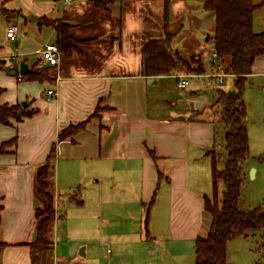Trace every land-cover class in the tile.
<instances>
[{
	"label": "crops",
	"instance_id": "1",
	"mask_svg": "<svg viewBox=\"0 0 264 264\" xmlns=\"http://www.w3.org/2000/svg\"><path fill=\"white\" fill-rule=\"evenodd\" d=\"M95 1L0 0L6 42L0 43V104L35 110L19 121L0 122V144L16 137L0 154V241L5 243L0 264H33L36 212L46 207L37 175L53 147L47 181L55 215L41 264H196V238L206 236L212 223L205 201L213 195V160L224 126L220 111L207 117L172 108L160 112L159 95L149 83L166 73L146 71L145 57L151 42L161 40L165 0H102L100 6ZM167 1L174 16L190 2ZM254 2L260 6L253 28L260 32L264 0ZM207 14L214 19L213 34L215 18ZM12 22L20 27L14 43L24 46L22 62L32 70L46 69L49 80L22 77L6 35ZM58 23L67 24L78 42L68 53L57 42ZM29 40L36 44L31 51ZM47 43L59 47L55 66L39 52ZM154 47L161 57L160 43ZM213 48L214 43V56ZM168 75L193 74L180 69ZM213 75L236 78L225 71ZM259 75L264 76V54L247 82ZM49 89L57 94L50 96ZM246 126L249 133L247 118ZM244 166L258 177L255 162L248 158ZM241 203L242 198L245 209Z\"/></svg>",
	"mask_w": 264,
	"mask_h": 264
},
{
	"label": "trees",
	"instance_id": "2",
	"mask_svg": "<svg viewBox=\"0 0 264 264\" xmlns=\"http://www.w3.org/2000/svg\"><path fill=\"white\" fill-rule=\"evenodd\" d=\"M95 3L100 6L102 0ZM107 3V2H106ZM204 9L211 12L215 18L213 40L215 55L212 64L219 68L226 66L225 73L236 76L235 89L225 91L219 89L218 101L221 102L220 120L225 126V157L224 166L219 169L217 156L213 160L212 179L215 203L206 198L205 208L212 214V223L206 236L196 238V264H226L228 242L235 237H249L255 232H261L260 247L264 248V201L255 207L242 209L239 205L242 188L246 180L245 162L250 158L249 133L246 126L247 108L243 98L247 77L252 72L256 58L264 54V30L256 32L253 28V14L260 6L254 0H202ZM168 16V6L165 7ZM48 24L54 22L45 19ZM57 42L64 53L70 52L76 46L77 40L69 34V26L58 23ZM179 59V58H178ZM186 65L187 62L184 61ZM193 70V69H192ZM198 74L205 73L206 68H194ZM26 79L49 80L46 69L33 70L22 75ZM2 89L0 88V93ZM34 109L24 108L21 104H0V122L9 123L10 118L17 121L33 113ZM83 123L72 126L80 128ZM65 130L60 133L63 137ZM16 143V137L0 144V154L5 153L6 144ZM53 147L47 162L37 175V192L46 201L44 210H37L38 226L36 238L31 245L33 264H41L43 252L48 247L47 236L54 221V197L49 191L47 181L51 160L55 156ZM219 181L223 183L220 199L217 201ZM2 205H0L1 209ZM5 245L0 241V249Z\"/></svg>",
	"mask_w": 264,
	"mask_h": 264
},
{
	"label": "rangeland",
	"instance_id": "3",
	"mask_svg": "<svg viewBox=\"0 0 264 264\" xmlns=\"http://www.w3.org/2000/svg\"><path fill=\"white\" fill-rule=\"evenodd\" d=\"M168 6V16L165 15V7ZM163 14L160 11L162 24L160 37L151 43H160L161 57L158 51L147 48L145 57V70L155 73H166V76L153 78L149 83V88L155 95H159L162 114H166L172 108L174 111L181 110L184 114H192V117H207L221 110V102L218 101L219 89H235L233 77L227 75L225 78L214 77L213 74L225 71L226 66L220 68L212 64V45L213 40L207 38L212 35L211 27L213 25L212 15H208L202 5V0H190L188 8L175 14L170 12L169 3L165 0ZM264 8L259 11V23L264 29V19L262 18ZM171 19V22H170ZM183 24V26H182ZM181 29V30H180ZM21 37L18 38L20 40ZM4 36L0 32V43L4 42ZM33 44V45H32ZM7 46V44H5ZM36 44L29 40L27 47L31 51ZM13 50L12 55L18 59L19 65L24 60L20 54L24 46L15 45L14 41L10 43ZM8 48V47H6ZM31 57V56H29ZM179 58V59H178ZM187 62L188 65H186ZM152 67V68H149ZM194 68H206L207 75H200L194 71ZM182 69L187 74H193L188 78L189 84L185 88L178 87V79L169 76ZM193 69V70H192ZM36 70H38L36 68ZM210 74V75H208ZM244 101L247 105V124L249 127L250 143L253 146L249 161L255 162L260 169L258 177L252 176V168L249 169L244 186L242 188L241 206L248 209L255 207L264 201V76H256L246 83L243 93ZM187 104V108L183 105ZM164 106L167 108L163 109ZM193 108L190 112L189 107ZM217 116V115H215ZM218 124V122H215ZM222 124V123H219ZM223 126V125H221ZM217 135L216 156L218 168L224 166L225 140L223 135L224 126L221 127ZM11 146L6 144L4 148ZM262 151V153H260ZM260 153V154H259ZM256 170V167H253ZM50 171V168H49ZM223 190V183L219 181L217 198ZM215 203L214 194L210 198ZM261 232H255L249 237H235L227 245L226 264H264V248L260 247Z\"/></svg>",
	"mask_w": 264,
	"mask_h": 264
},
{
	"label": "built area",
	"instance_id": "4",
	"mask_svg": "<svg viewBox=\"0 0 264 264\" xmlns=\"http://www.w3.org/2000/svg\"><path fill=\"white\" fill-rule=\"evenodd\" d=\"M20 34V27L16 22L9 24L6 35L9 41H16ZM44 61L50 65L55 66L58 64L60 59V50L55 43H47L39 50ZM215 55V54H214ZM178 87L185 88L189 84L188 75L178 76ZM48 94L55 96L57 92L54 89H49Z\"/></svg>",
	"mask_w": 264,
	"mask_h": 264
},
{
	"label": "water",
	"instance_id": "5",
	"mask_svg": "<svg viewBox=\"0 0 264 264\" xmlns=\"http://www.w3.org/2000/svg\"><path fill=\"white\" fill-rule=\"evenodd\" d=\"M32 17H33V16H32ZM32 71H33V70H32L31 68L28 67L27 63H25V62H21V64H20V72H21L22 74H27V73L32 72ZM12 73L14 74V71H12ZM23 105H24V106H27V103L24 102Z\"/></svg>",
	"mask_w": 264,
	"mask_h": 264
}]
</instances>
